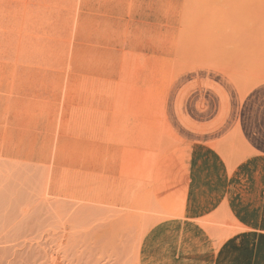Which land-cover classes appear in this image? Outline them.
Wrapping results in <instances>:
<instances>
[{
	"label": "rangeland",
	"instance_id": "374dc122",
	"mask_svg": "<svg viewBox=\"0 0 264 264\" xmlns=\"http://www.w3.org/2000/svg\"><path fill=\"white\" fill-rule=\"evenodd\" d=\"M202 1L0 0V264H264V1Z\"/></svg>",
	"mask_w": 264,
	"mask_h": 264
},
{
	"label": "bare ground",
	"instance_id": "6f19581e",
	"mask_svg": "<svg viewBox=\"0 0 264 264\" xmlns=\"http://www.w3.org/2000/svg\"><path fill=\"white\" fill-rule=\"evenodd\" d=\"M223 1L227 2L228 0H223ZM238 1H239V0H238ZM238 1H237V2H238ZM241 1H242V0H241ZM256 1H257V0H256ZM260 1L263 2L264 0H260ZM189 2H190V0H189ZM201 2H203V3L205 4V1H202V0H201ZM201 2H200V4H203V3H201ZM208 2H209V1H208ZM212 2H213L214 5H215L216 0H215V2L212 0ZM220 2H221V1H220ZM220 2L218 1L216 4H218V3H220ZM225 2H224V4L221 2V6L223 5L222 7H224V5H225V7H226ZM231 2H232V1H231ZM231 2H230V0H229V3H231ZM233 2H234V1H233ZM233 2H232L233 5L230 4V9L233 8L232 6H235V5H234L235 3H233ZM210 3H211V1H210ZM229 3L227 2V5H229ZM242 3H243V1H242ZM247 3H248V1H247ZM253 3H255V1L252 2V4H251L252 6H251V7H253ZM204 4H203V5H204ZM207 4H208V3H207ZM211 4H212V3H211ZM248 4H250V2H249ZM248 4H247V5H248ZM262 4H263V6H264V3H262ZM188 5H189V4H188ZM192 5H193V3H192ZM198 5H199V3H198ZM203 5H202V7H204V8H203L201 11H198V13H200V12H203V13H204V11H205V13L207 12L206 10H204V9H205V5H204V6H203ZM208 5H209V4H208ZM208 5H207V6H208ZM218 5H219V4H218ZM238 5H239V4H238ZM215 6H216V5H215ZM221 6H220V7H221ZM239 6H240V5H239ZM239 6H235V7H239ZM200 7H201V6H200ZM200 7H199V8H200ZM202 7H201V8H202ZM222 7H221V8H222ZM225 7H224V8H225ZM231 7H232V8H231ZM235 7H234L233 11L235 10L234 12H237L238 9H240V8L235 9ZM243 7H244V6H243ZM249 7H250V5H249ZM256 7H257V6H256ZM256 7H254V9H255ZM259 7H260V5H259ZM188 8H189V7H188ZM194 8H195V7H194ZM199 8H198V9H199ZM208 8H209V7H208ZM227 8H229V7H227ZM247 8H248V7H247ZM230 9H228V10L231 11ZM248 9H249V8H248ZM252 9H253V8H252ZM188 10H189V9H188ZM191 10H192V11H191ZM191 10H190V11H191V14L193 15L192 12H194V14H195V11H193L192 8H191ZM194 10H195V9H194ZM199 10H200V9H199ZM203 10H204V11H203ZM222 10H224V9H222ZM228 10L225 11L226 13L223 12V11L220 12V13H221L220 17H219V14H220V13H218V14L215 13V14H216L215 16L217 17V15H218V19H219V20H221V19L223 18L222 16H224V15H225V17H228V16H227V14H229V13H227V12H229ZM244 10H245L246 12H244V11L242 10V12H244V13H243V16L241 15V14H242L241 11H238L237 13L240 12L241 14L239 13V14H237V15H238V17H239V15L242 16L241 18L244 19V22H245L244 24H247V26H248L249 23H247V22H248L247 19L245 20L246 15H249V16H247V18L252 16L251 18H248L249 22H250V19H251V21H252L254 15L252 14V15L250 16V13L248 12V10H246L245 7H244ZM196 11H197V10H196ZM210 11H211V8H210ZM251 11H252V10H251ZM256 11H257V12H256ZM187 12H188V11H187ZM234 12L231 11L232 14L230 13V14H231L230 16H231L232 18H235V17L232 16V15L234 14ZM247 12H248V14H247ZM252 12H253V11H252ZM252 12H251V13H252ZM254 12L258 13V10H255ZM263 12H264V11H263ZM203 13H202V14H203ZM208 13H210V12H208ZM213 13H214V12H213ZM223 13H225V14L223 15ZM258 14H259V16L262 15V14H260V11H259ZM187 15H188V14H187ZM187 15H186V16H187ZM195 15H196V14H195ZM199 15H201V13L198 14V17H199ZM205 15H206V14H204L203 17H204ZM207 15H208V14H207ZM212 15H213V16H212ZM237 15L235 14V16H237ZM244 15H245V17H244ZM186 16H185V17H186ZM188 16H189V15H188ZM188 16H187V17H188ZM201 16H202V15H201ZM210 16H211V19H213V18L215 19V20L213 19L214 21H218V22H217L218 24H219V23H220V24H223L224 21H226L225 19H227V18L224 17V18L222 19V21L219 22V20H218V19L216 20V18L214 17V14H212V11H211ZM230 16H229V17H230ZM262 16H264V13H263ZM187 17H186V18H187ZM189 17H192V16H189ZM195 17H196V16H195ZM207 17H208V16H207ZM186 18H185V20H186ZM196 18H197V17H196ZM209 18H210V17H209ZM220 18H221V19H220ZM241 18H240V19H241ZM187 19H188V18H187ZM198 19H199V18H198ZM236 19H237V18H236ZM242 19H241V20H242ZM190 20L192 21V19H189V21H190ZM194 20H195V18H194ZM194 20H193V21H194ZM196 20H197V19H196ZM196 20H195V21H196ZM204 20H205V19H204ZM228 20L230 21V19H228ZM241 20H239V21H241ZM261 20L263 21V20H264V17H262ZM187 21H188V20H187ZM236 21H237V20H236ZM191 23H192V22H191ZM196 23H197V22H196ZM196 23H195V24H196ZM198 23H199V22H198ZM200 23L202 24L201 21H200ZM203 23H205V22L203 21ZM207 23H208L207 26L210 25V26H209V27H210L209 29H211L209 32L213 31V28H215V27L217 26V25H216V26L213 27V26H212V25H214L213 23H210V22H207ZM207 23H206V24H207ZM238 23L241 24L242 21H241V22H238ZM238 23H237V24H238ZM263 23H264V21H263ZM201 24H198V27H199V25L202 27ZM224 24H226V23H224ZM240 24H238V25H240ZM244 24H243V26H244ZM203 25H204V24H203ZM241 25H242V24H241ZM181 26H182V24H181ZM196 26H197V25H196ZM204 26H206V25H204ZM204 26H203V28L205 29ZM207 26H206V27H207ZM263 26H264V24H263ZM211 27H212V28H211ZM180 29H181V28H179V30H180ZM188 29H189V27H188ZM188 29H187V30H188ZM206 29H208V28H206ZM209 29H208V30H209ZM184 30L186 31V28H184ZM190 30L192 31V28H190ZM190 30H188V31H190ZM208 30H207L206 32H208ZM214 30H215V29H214ZM201 31H202V30H201ZM183 33H184V32H183ZM187 33H188V32H187ZM189 33H190L189 35H192V34H193V31H192V34H191V32H189ZM203 34H204V33H203ZM207 34L212 35V34H214V32L206 33V35H207ZM247 34H250V33L248 32ZM181 35H182V34H181ZM184 35H186V34H184ZM214 35H215V34H214ZM214 35H213V36H214ZM252 35H253V33H252ZM185 37H186V36H185ZM189 37H190V36H189ZM189 37H187V38H189ZM191 37H192V36H191ZM191 37H190V38H191ZM251 37H252V36H251ZM253 37H254V36H253ZM187 38H186V39H187ZM246 38H247V37H246ZM182 39H183V38H182ZM216 40H217V39H216ZM216 40H215V41H216ZM248 40H249V39H248ZM250 40H251V39H250ZM188 41H189V40H188ZM209 41H210V40H209ZM212 41H214V40H212ZM251 41H253V40H251ZM251 41H250V42H251ZM250 42H248V43H250ZM189 43H190V42H189ZM210 43H211V42H210ZM245 43H247V42H245ZM251 43H252V42H251ZM259 43H260V42H259ZM252 44H253V43H252ZM256 44H257V43H255L254 45H256ZM260 44H261V43H260ZM185 45H186V44H185ZM196 45H197V44H196ZM196 45L193 44V47H192V48L196 47ZM207 45H208V44H207ZM249 45H250V44H249ZM249 45H248V46H249ZM258 45H259V44H258ZM200 46H202V45L200 44L199 47H200ZM204 46H205V44H204ZM245 46H246V45H245ZM190 47H191V45H190ZM207 47H209V46H207ZM252 47H254V46H252ZM256 47H257V45H256ZM196 48H197V47H196ZM189 49H190V48H189ZM189 49L187 48V50H189ZM200 49L202 50V49H204V48H201V47H200ZM246 49L248 50V47H247ZM246 49H243V50H246ZM252 49H254V48H250L251 51H246V52H253ZM258 49H259V48H258ZM261 49H262V48H261ZM196 50H197V49H196ZM193 51H194V50H193ZM258 51H259V50H258ZM261 51H262V50H261ZM198 52H199V51H198ZM228 52H229V51H228ZM231 52H232V51H231ZM246 52L243 53V55L246 54ZM256 52H257V51H255V55H254V53H253V55H251L252 53H251V54L249 53V54H247V55H250V59H252L253 57H251V56H258V54H256ZM194 53H195V52H194ZM199 53H200V52H199ZM206 53H207V52H206ZM233 53H234V52H233ZM190 54H191V53H190ZM196 54H197V53H196ZM234 54H235V53H234ZM259 54H261V53H259ZM263 54H264V53H263ZM263 54H261V55H263ZM194 55H195V54H194ZM202 55H203V54H202ZM235 55H236V54H235ZM239 55H241V54H239ZM247 55H246V56H247ZM198 56H199V55L195 56V59H196V57H198ZM241 56H242V55H241ZM259 57H260V56H259ZM259 57H258V59H259ZM263 57H264V56H263ZM255 58H256V57H255ZM242 59H243V58H242ZM245 59H248V58L246 57ZM262 59H263V58H262ZM262 59H261V60H262ZM195 61H196V60H195ZM248 61H249V59H248ZM262 61L264 62V60H262ZM241 62H242V61H241ZM241 62H240V63H241ZM245 62H246V61H245ZM245 62H244V63H245ZM246 63H247V62H246ZM249 63H250V62H249ZM196 64H197V63H196ZM261 64H263V63H261ZM255 65H256V64H255ZM257 65H258V64H257ZM257 65H256V66H257ZM248 66H249V65H248ZM248 66H247V67H248ZM252 66H254V65H252ZM262 66H263V65H262ZM241 67H242V66H241ZM250 67H251V66H250ZM257 67H258V66H257ZM263 67H264V66H263ZM260 68H261V67H260ZM263 70H264V69H263ZM263 72H264V71H263ZM259 73H260V72H259Z\"/></svg>",
	"mask_w": 264,
	"mask_h": 264
},
{
	"label": "crops",
	"instance_id": "0c3cea01",
	"mask_svg": "<svg viewBox=\"0 0 264 264\" xmlns=\"http://www.w3.org/2000/svg\"><path fill=\"white\" fill-rule=\"evenodd\" d=\"M189 87H190L189 85L185 86V91L186 90L189 91L190 90ZM235 133H236V131H235ZM259 157H260V159L264 160V153L261 155H258V158ZM163 182H164L163 183L164 185H162V186L160 185V187H161V188L159 187L160 189L165 188L167 185V183H165V181H163ZM165 191H167V190H165ZM185 192H186V189H183V190L181 189L177 192L167 193L164 197H161L160 199L159 198L158 199L160 200L162 206L164 207V209L167 212L172 213V214H177V215H183L184 214V206H185Z\"/></svg>",
	"mask_w": 264,
	"mask_h": 264
}]
</instances>
